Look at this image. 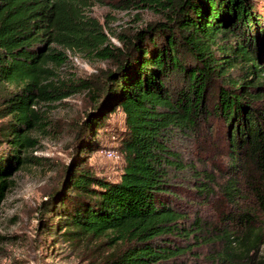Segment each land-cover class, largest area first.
I'll return each mask as SVG.
<instances>
[{
    "label": "trees",
    "instance_id": "16d2710c",
    "mask_svg": "<svg viewBox=\"0 0 264 264\" xmlns=\"http://www.w3.org/2000/svg\"><path fill=\"white\" fill-rule=\"evenodd\" d=\"M97 3L151 9L164 20L115 34L118 45L92 14ZM261 19L253 0H0V89H8L0 135L9 145L0 153V205L11 172L37 162L36 136L51 122L42 104L88 91L92 109L48 207L67 241L116 246L94 264H264V221L240 205L248 199L264 211ZM70 53L115 68L100 81L64 76ZM116 110L126 119L125 165L111 179L77 159L101 148L98 134ZM214 117L232 155L224 183L172 145L176 135L200 137ZM218 194L230 206L219 223L191 217L188 207Z\"/></svg>",
    "mask_w": 264,
    "mask_h": 264
},
{
    "label": "rangeland",
    "instance_id": "374dc122",
    "mask_svg": "<svg viewBox=\"0 0 264 264\" xmlns=\"http://www.w3.org/2000/svg\"><path fill=\"white\" fill-rule=\"evenodd\" d=\"M253 3L264 27V0H253ZM92 14L103 23L111 40L118 45L121 44L115 34L134 33L148 23L164 20L162 14L151 9L119 8L103 3L92 6ZM113 68L115 65L111 62L88 60L70 53L68 62L60 71L64 76L75 74L82 79L100 81ZM261 75L264 77V71ZM169 79L173 86L183 83L176 75ZM5 91L8 89H0V96ZM93 103L92 93L83 91L52 104H42L51 122L49 131L36 136L39 144L32 155L37 162L11 172L8 178L12 184L0 205V264H94L114 252L116 246H111L107 239L76 243L67 241L59 227V216L52 214L48 208L54 199L51 194L61 186L63 169L71 161L80 123L92 109ZM6 120L8 118H0V125ZM125 121L121 110L113 112L105 128L98 134L101 148L92 154L81 155L77 161H83L99 175L118 178L125 165L119 137L126 127ZM176 136L172 141L173 149L185 163L194 160L199 169L214 171L220 183L225 182L232 155L229 153L223 119L214 117L207 124L204 123L200 137ZM8 149V143H4L0 135V153L7 154ZM243 195L247 196L246 193ZM199 202L201 205L188 207L192 211L191 217H203L204 221L211 223H219L230 207L221 194L209 199L203 196ZM240 205L252 208L258 219L264 221V211L254 208L248 199L241 200ZM263 252L264 245L261 254Z\"/></svg>",
    "mask_w": 264,
    "mask_h": 264
}]
</instances>
